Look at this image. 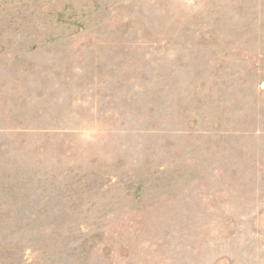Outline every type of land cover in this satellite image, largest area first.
<instances>
[{"label": "rangeland", "instance_id": "rangeland-1", "mask_svg": "<svg viewBox=\"0 0 264 264\" xmlns=\"http://www.w3.org/2000/svg\"><path fill=\"white\" fill-rule=\"evenodd\" d=\"M0 264H264V0H0Z\"/></svg>", "mask_w": 264, "mask_h": 264}]
</instances>
